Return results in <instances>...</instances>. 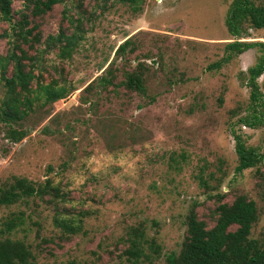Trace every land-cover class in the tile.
Listing matches in <instances>:
<instances>
[{"label": "rangeland", "instance_id": "1", "mask_svg": "<svg viewBox=\"0 0 264 264\" xmlns=\"http://www.w3.org/2000/svg\"><path fill=\"white\" fill-rule=\"evenodd\" d=\"M231 2L145 0L140 12H135L129 5L117 4L94 22V31L87 33L71 60L61 65L58 53L52 51L46 55L48 69L44 76L47 77V72L55 78L62 76L61 80L66 79L73 91L53 107H44V111L51 110V115L32 114L26 126L30 124L32 127L34 121L36 126L21 142L6 138L0 121V184L12 176L45 180L50 176L46 172L49 165L57 172L62 157L66 158L60 141H66L65 137L72 132L65 130L61 133L65 136L58 133L49 135L43 129L47 126L55 131L59 126L64 130L65 124H71L77 129L73 138L79 144L78 162L75 163L78 172L69 174L74 180L72 188L76 187L78 191L97 189L103 201L102 205L89 201L93 209H101V217L91 220L86 227V235L76 237L72 243L63 241V249L51 243L61 237L62 230L54 224L52 206L22 207L32 217L14 235L42 244L44 253L39 258L42 263L67 264L71 259L83 256L95 259L97 256L91 252H102L98 248L101 239L105 244H111L124 234L122 226H136L141 221L148 222L149 235L160 232L159 242L165 252L178 250L184 236L183 216L189 204L192 200H204L206 197L198 179L202 171H205V177H209L210 172L217 177L223 176L225 192L229 191L228 184L234 188L228 201H232L236 191L255 188L254 169L242 174L236 172L238 157L230 125L249 114L247 70L255 64L260 52L251 49L220 72L207 70L209 64L224 54L225 43L231 41L225 23ZM93 4L92 0H86L90 10ZM19 5L16 1L15 6ZM62 9L57 6L53 17L48 19L50 21L43 28L45 35L56 33ZM85 28L91 30L90 25L86 24ZM129 37L139 46L136 54L157 57L163 52L166 61L177 66V74L185 73L187 80L171 90H167L168 84L161 85L160 80H153L151 93L156 95L159 92L153 103L137 94L128 98L122 88L119 89L121 95L117 97L110 88L107 92L111 93L101 91L91 96L92 104H85L83 98L88 99L90 95L83 90L101 75V69L108 66L107 61L114 59L115 50ZM251 37L247 41H264V30H251ZM5 45L4 40L0 42L2 54L5 53ZM118 65H123L121 59ZM162 74L158 73V77ZM259 82L264 95V74ZM5 97L0 78V109ZM94 104L98 113L108 118L107 123L115 121L113 125H117L121 135L113 138V128L105 135L93 131L88 133L84 124L74 123V117L93 116ZM237 108L240 111L235 114ZM259 110L262 112V125L255 129L238 124L236 130L248 144L264 147V107ZM118 143L122 148L118 146L115 149ZM181 152L186 153L187 161L179 165ZM171 157L175 158V166ZM91 176L96 180L93 182L95 186L91 187V183L84 188ZM11 211V208H0V227L2 219ZM31 220L38 221L39 225H34ZM153 221L158 226L153 225ZM261 232H264V218L254 227L253 236ZM43 239L49 245L43 243ZM157 264H164V259Z\"/></svg>", "mask_w": 264, "mask_h": 264}, {"label": "trees", "instance_id": "2", "mask_svg": "<svg viewBox=\"0 0 264 264\" xmlns=\"http://www.w3.org/2000/svg\"><path fill=\"white\" fill-rule=\"evenodd\" d=\"M16 1L20 3L18 7L15 6ZM92 1L94 4L90 10L86 6V0H0V42L4 40L6 44L5 53H0V78L6 92L0 109V121L6 138L15 143L24 140L36 126V121L32 127H29L30 124L26 126L32 114L51 115V110L44 111V107H53L73 91L66 79L61 80L62 76L55 78L49 72L47 77L44 76L48 69L45 65L47 54L52 51L58 53L62 59L61 65H64L66 60L73 58L87 33L94 31V22L100 16L117 4L129 5L135 12H140L145 2ZM57 6L63 8L59 27L55 34L45 35L43 28L50 21L48 19L53 17ZM225 23L231 41L225 43L224 54L208 65L209 72H220L251 49H258L260 52L255 64L247 70L249 114L230 125L238 157L236 172L242 174L254 169L253 176L257 181L255 188L236 191L232 201H228L234 188L228 184L229 191L225 192L223 176L217 177L214 172H210L207 175L209 177H205V171H202L198 179L206 197L204 200H192L189 204L183 216L184 236L178 250L165 252L164 246L159 242L160 232L149 235L148 222L141 221L136 226H122L124 234L111 244H105V240L101 239L98 248L102 252H91L97 256L95 259L75 257L67 264H157L162 258L164 264H264V232L253 236L254 227L264 218V147L248 144L236 130L238 124L255 129L263 124L259 108L264 107V95L259 80L264 74V41L247 39L252 38L251 30H264V0H232ZM86 24L90 25L91 30L85 28ZM138 49L139 46L131 37L119 45L114 52V59L110 62L108 60V66L101 69V75L83 90L90 95L88 99L83 98L85 104H92L91 96L94 97L101 91L111 93L107 92L110 88H113L112 92L117 97L121 95L119 89L122 88L128 98L137 94L148 103H153L159 95V92L156 95L151 93L153 80H160L161 85L168 84L167 90L187 80L185 73H180V76L177 74V66L167 62L163 52L157 57L148 54L142 56L136 54ZM120 59L122 66L118 65ZM133 62H136L135 66ZM55 70L59 72V68L55 67ZM158 73L163 74L158 77ZM156 86L160 88L159 85ZM222 101L223 98L220 99L221 103ZM92 108L93 116L74 117V123L84 124L88 133L93 131L95 134L105 135L113 128V138L121 135L117 125H113L115 121L107 123L108 118L98 113L97 105L94 104ZM238 111L240 108L235 109L234 113ZM65 130L72 133L65 137L66 141H60L66 158L62 157L57 172L49 165L46 172L50 176L45 180L12 176L0 184V208L12 209L2 219L0 227V264H44L39 260L44 253L42 244L14 235L32 217L22 207L31 208L35 205L36 209L41 204L52 206L54 224L62 230L61 237L51 243L60 249L64 248L63 241L72 243L76 237L86 235V227L91 220H99L101 217V209H93L89 205V201L102 205L101 193L92 188L79 191L76 187L72 188L74 180L69 174L78 172L75 163L78 162L79 144L73 138L76 137L77 129L71 124H65L64 130L59 126L55 131L47 126L43 129L49 135L61 134ZM118 146L122 148V144L118 143L115 149ZM179 157L182 160L179 165L187 161L185 152H181ZM170 160L175 166V158L171 157ZM180 168L181 166L178 167L179 170ZM94 181L96 182L92 176L89 177L83 187L87 188L91 183V187L95 186ZM31 221L34 225H39L38 221ZM152 224L158 226L155 221ZM43 243L49 245L45 239Z\"/></svg>", "mask_w": 264, "mask_h": 264}]
</instances>
